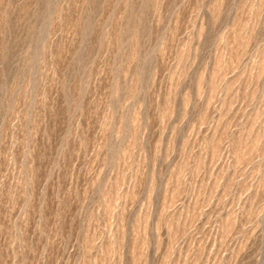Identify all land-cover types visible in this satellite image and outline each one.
Masks as SVG:
<instances>
[{
    "label": "rangeland",
    "instance_id": "obj_1",
    "mask_svg": "<svg viewBox=\"0 0 264 264\" xmlns=\"http://www.w3.org/2000/svg\"><path fill=\"white\" fill-rule=\"evenodd\" d=\"M0 264H264V0H0Z\"/></svg>",
    "mask_w": 264,
    "mask_h": 264
}]
</instances>
